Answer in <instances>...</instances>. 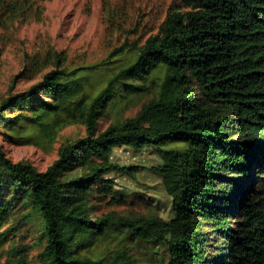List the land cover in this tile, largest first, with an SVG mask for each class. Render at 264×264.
I'll list each match as a JSON object with an SVG mask.
<instances>
[{"label": "trees", "instance_id": "trees-1", "mask_svg": "<svg viewBox=\"0 0 264 264\" xmlns=\"http://www.w3.org/2000/svg\"><path fill=\"white\" fill-rule=\"evenodd\" d=\"M182 1L140 47L75 69L58 60L0 103V264H108L95 253L112 231L165 247L168 264H264V0ZM32 3L0 0V16ZM149 95L134 117L99 130ZM70 125L86 137L45 171L6 153L11 141L52 142ZM123 146L157 150L170 218L117 189L111 173L141 171L112 160Z\"/></svg>", "mask_w": 264, "mask_h": 264}, {"label": "rangeland", "instance_id": "rangeland-1", "mask_svg": "<svg viewBox=\"0 0 264 264\" xmlns=\"http://www.w3.org/2000/svg\"><path fill=\"white\" fill-rule=\"evenodd\" d=\"M182 9V0H33L30 8L19 10L12 20L0 16V103L58 69V60L62 69H75L99 63L124 45L140 47L158 32L171 12ZM91 83L93 91L104 86L98 76L91 78ZM151 97H143L140 104L121 114L112 111L100 119L99 130L107 129L117 118L134 117ZM86 135L84 125H70L59 131L52 142L11 141L5 150L14 162H27L45 171L58 158L63 145ZM112 160L121 166L141 167L136 180L124 173H111L117 189L151 202L159 214L170 218V198L162 179L152 170L161 162L157 150L117 147ZM125 252L137 264H168L165 247L133 243L127 234L114 231L100 242L95 256L108 264H127L128 259L122 260Z\"/></svg>", "mask_w": 264, "mask_h": 264}]
</instances>
